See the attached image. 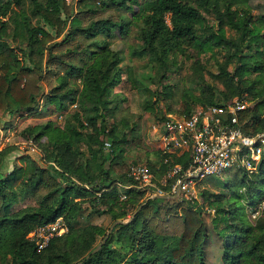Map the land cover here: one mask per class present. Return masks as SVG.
I'll return each instance as SVG.
<instances>
[{"label":"trees","instance_id":"1","mask_svg":"<svg viewBox=\"0 0 264 264\" xmlns=\"http://www.w3.org/2000/svg\"><path fill=\"white\" fill-rule=\"evenodd\" d=\"M254 1L262 2L260 13L252 12ZM131 27L140 42L133 51L149 63L190 62L180 90L181 105L190 110L184 117L193 112V104L224 101L208 75L221 80L230 98L249 97V107L238 114L243 133L263 129L264 0H0V123L5 116L11 125L18 117L44 115L49 105L64 114L61 126L49 120L25 129L42 150V161L28 156L25 166H13L0 176V264H207L201 204L179 211L182 204L174 198L145 197L130 175L127 131L134 124L116 117L125 98L114 88L123 81L139 86L109 39L114 32L124 38ZM76 37L88 43L80 63L56 53ZM206 55L214 60L216 73L206 69ZM52 61L61 73L41 109L44 66ZM160 88L152 92L155 102L176 94L172 83ZM144 103L153 111V102ZM73 104L76 109L69 112ZM163 158L161 172L173 165L185 170L192 163L187 151H164ZM257 167L255 174L239 170L240 178L223 182L226 192L200 193L215 213L220 264H264V152ZM45 178L61 184L44 189L37 205L22 206L27 195L45 188ZM244 199L259 208L254 220ZM85 201L93 212L108 215L111 225L121 223L75 227L70 221ZM58 217L68 222V230L39 249L27 235Z\"/></svg>","mask_w":264,"mask_h":264},{"label":"rangeland","instance_id":"2","mask_svg":"<svg viewBox=\"0 0 264 264\" xmlns=\"http://www.w3.org/2000/svg\"><path fill=\"white\" fill-rule=\"evenodd\" d=\"M262 8V2H252V12L254 14L260 13ZM206 17L210 22H212V16L206 15ZM63 35L58 37L56 41H62ZM80 41L79 37L69 39L63 47L56 50V53L64 54L65 59L71 58L74 62L80 63V58L87 56L86 51L88 47V43L86 41ZM109 41L111 42V47L113 49H118L121 52V55L123 56V67L125 68L129 66L132 68V74L137 78L139 86L138 89L137 87H133L131 82L123 81L114 88V92L120 93L125 98V101L120 105L116 112V117L118 119L121 117H127L129 121L134 124V130L127 131L130 142L126 145V162L131 164V166L133 164L144 165L151 173L154 170L156 172V174L152 173L154 176V183L161 187L166 186L165 188H167L168 183H170V168H168L165 172H161L160 167L166 160L163 158L164 151L172 152L175 151V148L172 144L168 146L165 144L162 129L167 121L172 119H182L187 111H190L182 107L180 101V90L185 84L184 78L189 72L188 66L190 62H182V60L178 58L176 62L170 61L167 66H159L158 64L149 63L147 56H139L137 52L133 51L140 46V42L134 37V30L132 27L124 38H121L116 32H114ZM12 46L15 48L16 52H18L19 45L13 42ZM47 55V51H45L42 58L43 64L47 59ZM37 59L38 61L40 60L39 58ZM202 61L207 70L213 73L217 72L214 60L209 58L208 55L203 56ZM25 63H28V61L25 60ZM179 65H181L180 69H178ZM47 66L46 68L44 66L45 74L41 81V85L43 87V97L40 101L41 109L44 107L45 103L44 95H47L49 89L55 85V78L57 74L61 73V70L58 68L56 62L52 61L49 65V68L53 71H48ZM125 77L126 76L124 75V78ZM206 77L209 81H212L215 88L223 96L224 101L231 99L225 91L221 80L210 79L208 75H206ZM165 83H172L175 87L176 94L171 99H160L155 102L156 96H154L152 92L157 89L160 90L161 85ZM144 87H148L150 91H144ZM146 100L150 103L153 102V111H149L144 108V102ZM197 106L199 105L193 104L190 106V109L194 108L195 110ZM53 108V106H47L45 110L46 114L44 115H41V112H39L34 116L18 117L15 124L12 123L11 125H9L11 117H3V120L0 123V176L11 170L13 166H25V160L28 156L33 159L43 160V152L37 143L34 142V136L27 133L25 129L27 127L41 125L49 120L56 126H61L64 114H59L58 112L53 111ZM75 109L76 104H73L69 107L68 111L70 112ZM3 121H6L7 128L4 127ZM256 172H258V169ZM234 175H237V177L240 178L242 176V172L239 170H229L219 175L205 176L197 182L193 190L190 189V191L185 193L180 192L177 195L171 196V198L176 199L177 202L182 204L179 211L181 208L188 207V204L190 203L196 206L201 204L203 207L202 217L207 227L208 234L205 242L207 264H220L223 252L221 248V240L218 238L212 224V219L215 215L214 210L208 208L207 201H202L200 193L202 190H209L213 193L226 192L227 190L222 187V183L232 181V179L235 178ZM197 180L198 179L194 182ZM60 184V180L53 182L50 178H45V182L43 184V187L45 188L38 190L33 194L27 195L23 202H21V205H37L40 201L39 195L46 192L44 189H54L55 187H59ZM119 191H121L122 194L123 188H121V186L119 187ZM146 196L147 195L145 194V197ZM194 196L197 199L192 198ZM145 197H143V201H146ZM242 203L245 207L247 206L246 212L249 219L254 220L259 208L251 207L245 199ZM261 205L262 203L260 206ZM110 221L111 219L108 215H101L93 212L90 209L89 202L85 201L82 204V210L79 212V215L76 216L75 219L71 220L70 223L75 227L97 225L107 228L111 226ZM63 224H65V231L63 232L65 233L68 230V222L63 219ZM217 226L222 227V224L218 223ZM27 237L32 239L30 232Z\"/></svg>","mask_w":264,"mask_h":264},{"label":"built area","instance_id":"3","mask_svg":"<svg viewBox=\"0 0 264 264\" xmlns=\"http://www.w3.org/2000/svg\"><path fill=\"white\" fill-rule=\"evenodd\" d=\"M249 105V97L243 94L220 105H199L188 117L167 121L162 129L165 144H172L179 153L189 152L192 163L185 170L179 165L170 167L168 189L154 183V176L147 167L133 164L130 175L137 181L136 186L145 191L146 197L174 196L193 190L205 176L229 170L255 173L264 152V127L254 135L243 133L238 114ZM64 229L63 219L58 217L33 229L30 240L41 249Z\"/></svg>","mask_w":264,"mask_h":264},{"label":"water","instance_id":"4","mask_svg":"<svg viewBox=\"0 0 264 264\" xmlns=\"http://www.w3.org/2000/svg\"><path fill=\"white\" fill-rule=\"evenodd\" d=\"M155 197H158V198H171V196H155ZM139 209H140V207H139ZM129 220H126V221H124V222H122V223H127ZM118 223H121V221L120 220H117V221H115L112 225H111V227L110 228H112V226L113 225H115V224H118ZM110 232V230H108V233ZM103 243V242H102ZM100 244L98 245V246H96L94 249H93V251H92V253L93 252H95V251H97L99 248H100ZM78 264H80V263H78Z\"/></svg>","mask_w":264,"mask_h":264}]
</instances>
